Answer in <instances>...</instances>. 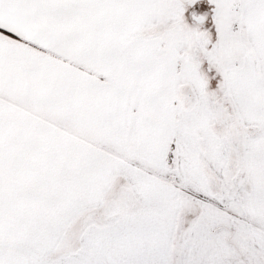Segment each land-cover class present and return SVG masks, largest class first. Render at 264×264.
<instances>
[{
	"label": "snow or ice",
	"instance_id": "6c2138e0",
	"mask_svg": "<svg viewBox=\"0 0 264 264\" xmlns=\"http://www.w3.org/2000/svg\"><path fill=\"white\" fill-rule=\"evenodd\" d=\"M0 264H264V0H0Z\"/></svg>",
	"mask_w": 264,
	"mask_h": 264
}]
</instances>
